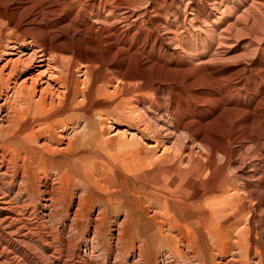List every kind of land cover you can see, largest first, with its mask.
I'll list each match as a JSON object with an SVG mask.
<instances>
[{"label": "bare ground", "instance_id": "bare-ground-1", "mask_svg": "<svg viewBox=\"0 0 264 264\" xmlns=\"http://www.w3.org/2000/svg\"><path fill=\"white\" fill-rule=\"evenodd\" d=\"M115 2L88 6L89 18L98 19L103 6L113 22L97 29L100 23L91 18L73 24V11L59 18L68 7L49 0H0V264L10 261L6 237L39 264H104L97 255L82 254L75 237H60L58 228L49 227L57 218L63 173L53 161L45 168L41 159L38 168L28 163L32 156L49 161L68 155L74 147L71 138L80 132L86 136L93 125L104 126L94 140L99 145L111 138L106 145L115 146L128 176L144 174L154 181L130 186L127 194L141 208H126L123 220L117 219L114 256H121L129 216L139 214L163 229L161 239L170 245L163 264H171L172 256L187 264H264V93L248 112L246 104L228 99L229 93L245 88L240 81L245 74L255 72L264 80V41H258L264 37V0L242 2L233 22L226 19L222 41H196L182 55L178 50L185 41H170V51L164 41H153L151 49L164 53L155 59L131 54V45L119 48V0ZM257 10L258 16L252 14ZM146 84H152L161 119L151 123L134 106H124L123 114L107 109L121 100L124 88ZM96 99L102 104L91 110ZM68 112L73 116L61 118ZM124 117L129 126L120 130ZM109 120L114 128L106 135ZM132 123L137 124L134 132ZM128 134L129 142L122 141ZM33 196L42 197L41 217ZM80 208L79 199L67 234L76 229ZM106 218L104 208L91 217L90 253L102 252L100 221ZM133 243L132 234L131 251ZM138 243L132 262L144 264L143 240ZM201 253L207 257L196 263ZM18 261L13 263L24 264Z\"/></svg>", "mask_w": 264, "mask_h": 264}, {"label": "rangeland", "instance_id": "rangeland-1", "mask_svg": "<svg viewBox=\"0 0 264 264\" xmlns=\"http://www.w3.org/2000/svg\"><path fill=\"white\" fill-rule=\"evenodd\" d=\"M96 1L107 2V6H113L115 3H117L115 2V0H49L50 4L56 3L58 5H64L68 7L60 14L59 18L67 15L68 12L73 11L71 14V21H73V24L84 21V19H90L91 17H88V13H90L91 10L90 8H88V6H90L92 2ZM173 1L174 3H176L172 6L171 4ZM194 1L199 2L198 7H194L191 5V3H193ZM244 1L245 0H182V2H178V0H119V13L117 17L118 22H116L115 24V27H117L119 32V48L128 49V47L131 45L133 46V48L131 49V54L138 53V55L140 54L142 55V57L146 58L147 56H149L150 58L152 57L151 59H155L158 57L162 58L164 53L156 50L155 48L151 49V44L153 41H164L167 44L166 51H170L172 48H174V46L171 45L170 41H185L182 43V48L180 47V50H178L179 53L188 52V45L194 46L196 44V41H222V39L224 38L223 32L226 29V19L228 18V20H230V23H232L233 19L235 18L234 12L237 11L235 9L241 10V3ZM188 2L190 3L189 7L185 6V4H188ZM95 8L98 9V6L95 5ZM101 12L103 14L99 15L98 19H94V15H92V18L90 19L98 20L100 24L96 25L98 27L97 29L107 28L113 25V22L109 20L107 9L102 6ZM227 13H229L230 15H228L227 17L223 16ZM252 14L258 16L260 14V11L257 10L255 12H252ZM184 18H186L185 23H183L182 21ZM105 19L107 21H105ZM158 24H160V26ZM100 25L101 27H99ZM156 26L158 27L156 28ZM208 33H212V36H214L213 39ZM238 35L243 36L244 33H239ZM142 41H148L147 45H142ZM258 41H262L261 43L263 44L264 37L262 36V38ZM206 53L207 52L204 51L203 54ZM240 81L244 82L245 88L238 92L233 91V94L229 93L228 97L230 98H228L226 94L224 95L226 96L225 98H228L233 103H236L238 105L239 103L246 104L245 106L248 107H244L243 109L246 111V108H248L246 111L248 112L249 105L251 103H254L255 101H258L263 95L264 80L255 72H253L250 75L245 74L242 79H240ZM104 82L105 81L100 83L99 90L100 88L103 89ZM151 86L152 84H146L142 87L138 86L124 88L122 90L121 100L112 106L110 105L107 109L114 110L117 114H119L123 112L124 106H127L129 108L134 106L138 109L139 113H141L151 123L161 119L157 113L158 111L156 109L157 107L155 105V99L151 97ZM252 86L256 89H254ZM197 90L204 92V90L201 88H198ZM224 95L218 98V100L225 99ZM100 104H102L101 100H93L90 109L96 110L100 107ZM89 114L91 115L92 113ZM68 116L73 115L72 113L68 112L65 113L61 118H66ZM126 121V117L121 119L120 123H118L117 125V128L120 130L128 129L129 122ZM106 125V135H109L113 131L112 129L114 128V125L110 120L106 122ZM132 125L131 130L132 132H134L137 130V124L132 123ZM103 127L104 126L93 125L92 127H89L87 129L88 132L85 131L87 132L86 136H80V132L78 136L71 138L74 147L68 155L58 156L55 160L54 158H52L49 159V161L43 160V157H41V155L38 158L35 156L29 158L28 163H30L33 168H38V165H40V163L38 162L39 159L45 161V164L42 163V166H44L43 168H45V166H47L50 161H53V163H55V166L59 168V172L61 174L63 173V176L65 177L62 189L59 192L60 200L56 209L58 211H56L57 218L53 217V219H51V222H49V227L51 228V226L53 225L54 227L52 226L51 229L54 231L56 228H58L55 232L58 231L57 234L60 237H65L66 235H71L73 238L75 237L74 240L78 244L81 253L91 257V259H93L94 255H97L99 258V263L133 264L132 261H134L137 256V247L139 246L138 238H140L141 240H143L142 252L143 262H145L144 264H151L152 262L154 264H163L162 262H165L164 257L167 255L166 249L168 250V247L170 246L168 242H164L161 239V236L164 234V232L161 234L163 229L149 225L148 220H145V218L139 216V214H130L131 217L129 216V220L131 221L126 223V225L130 224L129 233L128 235H124V233L121 234L122 252H119L121 256H114L116 254L113 250L112 235H116L117 227L115 223L117 219L120 221L123 220L126 208H128L129 211H134L135 209L141 208V205L138 202L134 203L130 200L127 194L130 186H147L154 181L151 178L146 177L144 174L138 175L134 177V179L133 177L128 176L124 172V169L119 162V152L117 151L115 146L109 147L106 145L105 141L111 140V138L107 137V139L104 141L105 143L103 142L99 145L96 144L94 140V134H96L99 130H103ZM254 129L255 127H251L250 130ZM247 131L248 129L245 131V133H247ZM129 138V134L125 135V137L122 138V141L129 142ZM75 139H77L76 143L74 141ZM40 142H44V139ZM237 146V144H231V147ZM248 146L249 144L245 145V147ZM76 147L79 149H76ZM31 181H33V179ZM79 199L81 200V208L77 213L78 217L75 223L76 231L74 230L72 233L67 234V227L69 225L68 219L70 221V219L73 218L74 211ZM32 201L33 207L38 213L37 215L41 217L40 204L42 202V197L40 196L34 198L33 196ZM99 208H104L105 212L107 213V218L104 221H100L101 226L99 230V238L101 241L100 243L102 252L90 253V220L91 217H95L96 212ZM84 216L85 218H83ZM53 221L55 222L53 223ZM126 225L122 228L124 231L126 229ZM72 234H74V236ZM132 234L134 237L133 251L130 250V237ZM12 238L13 237H6L8 250L10 252L9 264L18 260L24 262V264H39L38 262H35L32 254L26 252V250H24L20 246V244L15 242V240ZM91 254L92 256H90ZM172 257L171 264H187L183 259L179 257ZM206 257V254L201 253V255L196 258L195 262L200 263L201 259Z\"/></svg>", "mask_w": 264, "mask_h": 264}]
</instances>
